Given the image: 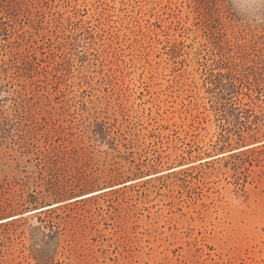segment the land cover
<instances>
[{
  "label": "rangeland",
  "instance_id": "rangeland-1",
  "mask_svg": "<svg viewBox=\"0 0 264 264\" xmlns=\"http://www.w3.org/2000/svg\"><path fill=\"white\" fill-rule=\"evenodd\" d=\"M0 221V264H264V0H0Z\"/></svg>",
  "mask_w": 264,
  "mask_h": 264
},
{
  "label": "bare ground",
  "instance_id": "bare-ground-1",
  "mask_svg": "<svg viewBox=\"0 0 264 264\" xmlns=\"http://www.w3.org/2000/svg\"><path fill=\"white\" fill-rule=\"evenodd\" d=\"M173 170H175V169H173ZM169 172V171H168ZM116 188V187H115ZM111 189H113V188H109V189H106L105 191H108V190H111ZM95 194H97V193H94V194H91V195H87L86 197H89V196H92V195H95ZM56 206V205H55ZM39 211V210H38ZM34 212H37V211H34ZM14 218H17V217H13V218H11V219H8V220H12V219H14ZM2 222H4V221H0V223H2Z\"/></svg>",
  "mask_w": 264,
  "mask_h": 264
}]
</instances>
